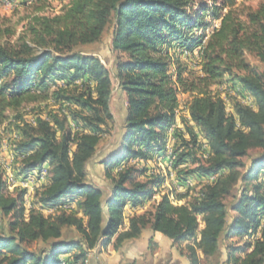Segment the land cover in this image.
I'll return each mask as SVG.
<instances>
[{
	"label": "trees",
	"instance_id": "16d2710c",
	"mask_svg": "<svg viewBox=\"0 0 264 264\" xmlns=\"http://www.w3.org/2000/svg\"><path fill=\"white\" fill-rule=\"evenodd\" d=\"M110 24L112 72L125 108L115 145L99 160L111 182L103 198L86 181V167L113 121L112 80L98 55L78 47L98 42ZM15 35L14 25L0 22V148L8 122L17 135L11 144L16 178L49 167L32 204L67 202L77 209L46 216L33 208L26 215V190L6 194L0 168V215L10 217L8 232L0 228V264H86L91 250L113 238L117 252L143 237L149 247L155 233L172 243L191 241L187 264H201L198 251L208 259L221 243L245 236L242 246L225 245L226 261L264 264V70L245 58L252 54L264 66V4L252 9L237 0H204L196 7L193 0H68L55 14L32 16L12 41ZM180 58L196 59L200 72L186 75ZM224 77L234 82L229 88L251 95L253 106L235 98L227 112L225 100L211 90ZM181 94L189 99L173 134L176 182L119 231L126 206H142L163 180L128 162L145 164L163 153ZM48 101L55 110L39 107L29 120L8 116L25 103ZM217 173L214 182L190 194L189 179ZM31 243L40 246L32 249Z\"/></svg>",
	"mask_w": 264,
	"mask_h": 264
},
{
	"label": "rangeland",
	"instance_id": "374dc122",
	"mask_svg": "<svg viewBox=\"0 0 264 264\" xmlns=\"http://www.w3.org/2000/svg\"><path fill=\"white\" fill-rule=\"evenodd\" d=\"M67 1L68 0H45V1L43 0H0V22L15 26L16 35L12 38V41H14L19 35L25 32L27 23L32 18V16H34L35 14L37 15L55 14L60 11V9L63 7V5L66 4ZM203 1L204 0H193V3L196 7L197 4ZM263 4H264V0H237L238 6H248L252 9H256L257 7ZM37 8H39L40 10L37 11ZM207 20H209V18ZM216 23H217V26H219V22L217 21V22H214L210 27L206 29H210ZM111 30H112V26L110 24L98 42L90 44V45L78 47L79 50L87 51L94 55H98L99 58L102 60V62L107 67L110 73L111 80H112L110 110L113 115V121L109 124L106 133L103 135L96 154L94 155V157L90 159L86 167V181L100 188L102 191L103 198H107L109 196L111 182L106 177L105 170L103 169V166L100 164V161L98 160L104 153L108 152L115 145V142L118 138V134L121 131V125H122L121 116L123 114L122 113L123 104H125L124 96L118 91V89H116L117 81L114 78L113 72H112L114 55L111 52ZM185 52L183 54L187 55ZM170 53L172 54V51H170ZM245 58H246L247 63L250 64V66H252L253 68L257 70H264L263 64L252 54H246ZM179 60L180 62L185 64L188 68L187 70L188 73H186V75H188L190 72H194V73L200 72V63L196 59L187 60V59L180 58ZM231 84H234V82L229 81L227 77H224L221 84L211 87L212 92L219 94L225 100L227 104V107H226L227 112L232 111V108H231L232 101L235 98L243 104L253 106V100H252L251 95H249L245 91H242L238 87L233 88V89L229 88ZM188 99L189 97L187 94H181L179 96L180 108L177 109L178 113L176 111V113L178 114V117L184 113L185 105ZM52 104L53 103L51 101L43 102V103L41 102L25 103L18 109L9 110L8 116L12 120L15 115L19 114V115H23L25 120H29L31 116L34 115L35 111L39 110V107L44 108L45 111L55 110L56 107H54ZM172 125L175 126L176 121ZM171 128L172 127L170 126L168 129V133H169L168 142L166 144L165 150L163 151L162 154L152 159L150 161L151 167H148L150 168L149 171L152 170L151 172H148L149 174L160 175L163 179L162 183L159 186L155 187L154 192H155L156 197L154 199L149 198L147 201L143 203L142 206H139L137 209H134V210H132L129 206H126L125 208L126 216L124 217L125 226H124V221H123V225L118 229L119 231L126 229V227L128 226V219L131 215L142 214L146 211H149L151 209L152 204L155 201L159 200L160 196L163 193L167 192V190L171 187L172 183L176 182V169L174 168V165H173L174 163L170 162L168 164V161H167L168 151L170 147L172 148V143H173V137H172L173 129L171 130ZM177 128L179 127H175V130ZM14 129L15 127L13 125H10L8 124V122H5L2 128L3 133L1 135L2 145L0 148V158H2L4 164H7V163L9 164L8 169L4 166H0V168L4 169L5 177L7 180L6 194L15 195L18 188H20L19 182H33L35 186L33 187V189H30L29 191L26 190V194L24 198L26 215L29 213V210L33 208H36L37 210H39L46 216L47 214H56V213H59L60 211L70 212L71 209L73 211H76L77 209L76 204L73 206H70V205H67V202L57 204L50 208H40V206L36 204L34 205L32 204L34 191L37 187L39 188L41 186L39 182L40 181L46 182L48 178L49 167L44 166L48 168V174L46 175L47 177L46 176L41 177L39 176V174L31 172L25 179L16 178L13 170L16 167H18V163L12 161L14 154H13L12 145H11L12 143H14V140L17 138V135L15 134ZM251 154L254 155L255 153L251 152ZM203 156L206 158L207 154ZM175 158H176V152L174 151L173 161L175 160ZM244 161L247 162L248 160L244 158ZM200 162L204 163L203 160ZM128 164H136L135 166L139 168H142L145 166L146 169H147L146 165H148V163H145L142 165V161H135V160H131L130 162H128ZM180 167L182 168L185 166L182 165ZM189 167L192 168L193 165L190 164ZM219 175H216L214 177L215 179L210 178V176L202 180L189 179L187 183H188V187L190 188V194L193 193L195 188L197 189L199 186L203 184H207L208 181L209 183L214 182ZM144 179L145 177L140 176V180H144ZM234 192H236V190H234ZM234 200L235 198H233L232 196L226 198V203L228 205V211H229L230 216L234 214V212L231 209L232 202ZM29 202L31 203V206H29ZM178 203H182V201ZM66 208H68V210ZM9 218H10L9 216L0 215V228L4 232H8L7 223H8ZM202 227H203V224L200 222L199 229H201ZM68 236L77 237V235L72 231H70ZM246 238L247 237L245 236L235 237L224 243H221L219 246L218 252H216L213 257L208 258V259H204L201 253L198 251L197 253H198V256L200 257L201 264H232L226 261L225 245L232 243L234 246H242ZM133 241H137V240L126 242L124 246L122 247V249L116 252L114 250V243H113L114 238H113L106 247L95 248L92 250L94 251V253L92 252V254L91 252H89L90 255H88V260H86L85 263L86 264H134V263H131L133 252L135 251L139 252L142 248H140L141 245L139 244L133 245L132 244ZM188 243H191V241L172 243L165 238L162 239L158 237L153 240V243L150 244V246L147 247L146 250L143 251L144 253H141L143 256V259L142 260L139 259V261H137V264H187L186 245ZM39 246L40 244H37V243H31L29 245V247L32 249H37ZM243 255L244 253H241L239 256H243Z\"/></svg>",
	"mask_w": 264,
	"mask_h": 264
},
{
	"label": "crops",
	"instance_id": "0c3cea01",
	"mask_svg": "<svg viewBox=\"0 0 264 264\" xmlns=\"http://www.w3.org/2000/svg\"><path fill=\"white\" fill-rule=\"evenodd\" d=\"M117 85H118V83H117ZM116 89H117V86H116ZM124 108H125V104H123V110H122V113L124 112ZM122 117V116H121ZM101 158V157H100ZM100 160V159H99ZM98 160V161H99ZM146 163H148V165H146L147 167H151V164H150V161H148V162H146ZM144 163H142V165H143ZM48 167V166H47ZM41 185H43L45 182H39ZM133 210V209H132ZM126 216V215H125ZM124 226H125V221H124ZM162 238V239H164L162 236H161V234H159V233H155L154 234V236H153V240L154 239H156V238ZM134 240H137V241H133L132 242V244L133 245H136V244H139V245H141V247L140 248H142L139 252L138 251H135V252H133V256H132V258H131V263H134V264H137V261H139V259H143V256H142V254L141 253H144L143 251L144 250H146L147 249V247H148V239L147 238H140V239H134ZM91 252V254H92V252L94 253V251H90ZM141 255H140V254ZM88 255H90V253L88 254ZM140 255V256H139ZM95 260V259H94ZM140 260V261H141ZM140 263V262H139Z\"/></svg>",
	"mask_w": 264,
	"mask_h": 264
},
{
	"label": "built area",
	"instance_id": "2783aa9c",
	"mask_svg": "<svg viewBox=\"0 0 264 264\" xmlns=\"http://www.w3.org/2000/svg\"><path fill=\"white\" fill-rule=\"evenodd\" d=\"M242 102H244V101H242ZM175 127H181V123H180L179 117H177L176 125L174 126V129H173V134L175 132ZM173 141H174V138H173ZM202 147H203V149H205L207 147V145L206 144H203ZM173 155H174V150H173V147H172L168 151V158H167L168 164H169V162H173ZM8 165H9L8 163L7 164H4L2 158H0V166H4V167H6L8 169ZM19 186H20V188H24L25 190H28L29 191L30 189H33V187L35 186V184L33 182H19ZM67 205L73 206L70 203H67ZM29 206H31V203L30 202H29Z\"/></svg>",
	"mask_w": 264,
	"mask_h": 264
},
{
	"label": "bare ground",
	"instance_id": "6f19581e",
	"mask_svg": "<svg viewBox=\"0 0 264 264\" xmlns=\"http://www.w3.org/2000/svg\"><path fill=\"white\" fill-rule=\"evenodd\" d=\"M218 26H217V23L216 24H214L213 25V27H211L210 29H206L205 30V33H206V35H209L210 33H212V31L214 30V29H216ZM186 54H187V52H185ZM171 130L172 129H174L173 127H174V125H171ZM173 133V132H172ZM169 134V133H168ZM168 148V147H167ZM171 148V147H170ZM169 149V148H168ZM170 163V162H169ZM38 171V172H37ZM34 170L33 171V173H37V174H39V176H41V177H44V176H46L47 174H48V168H46V167H41L40 169H38V170ZM216 175H219V173H217V174H213L212 176H210V178H214ZM47 177V176H46ZM32 179V178H31ZM215 179V178H214ZM208 183H209V181H208ZM156 197V195H155V192H154V194L150 197V199H154ZM158 198V197H157ZM57 208V207H56ZM67 210H68V208H66ZM52 211V210H51ZM55 211V210H54Z\"/></svg>",
	"mask_w": 264,
	"mask_h": 264
}]
</instances>
